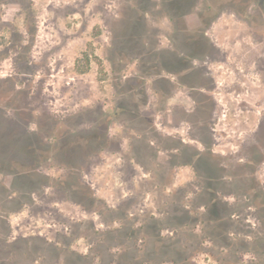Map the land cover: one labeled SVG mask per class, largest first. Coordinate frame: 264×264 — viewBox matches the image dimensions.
<instances>
[{
	"label": "rangeland",
	"instance_id": "rangeland-1",
	"mask_svg": "<svg viewBox=\"0 0 264 264\" xmlns=\"http://www.w3.org/2000/svg\"><path fill=\"white\" fill-rule=\"evenodd\" d=\"M213 15V149L229 152L240 129L246 136L264 118V0H0V211L10 209L17 231L0 241V264H264V164L256 194L216 195L245 215L246 237L206 192L214 162L202 158L203 170L183 158L200 148L194 136L154 163L156 146L147 151L121 122L122 110L138 113L141 57L152 71L154 55L170 50L153 22L172 21L184 48ZM168 138L163 150L179 147ZM135 142L145 147L137 157ZM209 212L224 226L207 229ZM226 232L250 253L223 249Z\"/></svg>",
	"mask_w": 264,
	"mask_h": 264
},
{
	"label": "flooded vegetation",
	"instance_id": "flooded-vegetation-1",
	"mask_svg": "<svg viewBox=\"0 0 264 264\" xmlns=\"http://www.w3.org/2000/svg\"><path fill=\"white\" fill-rule=\"evenodd\" d=\"M197 24L202 27L200 21ZM167 37L169 44H172L170 37ZM207 42L209 45L211 44L209 40ZM174 46L175 38H173V53L168 50L163 51L157 59L154 55L156 68L152 71L148 69L149 66L148 68L147 66L142 67L146 63V60L141 57L137 77L138 94L142 96L137 99L138 113L130 116L128 114L126 119L125 112L122 110L121 122H123V125L127 123L130 133H133V131L137 133V139H140V142L141 139L146 138L145 145L147 151L152 149V146H156L159 158L155 159L154 163L165 161L163 159L166 158H173L168 153L180 152V149L186 147L187 141L190 142L194 136L196 138L195 142L200 145V148L194 146L192 154L190 155L189 152L185 153L183 158L186 161L193 158L191 165H199L198 168L201 169H203L202 158H209L214 162L218 175L209 179L207 183L209 186L206 190L208 195L214 194L213 191H217L215 195L220 197L226 196L228 193H223L220 189L227 190L230 188L242 191H247L249 188L250 192L256 194L254 191L260 188L257 182L259 169L264 164V118L260 117L255 124V128L246 136H241L243 131L240 129L241 131L238 132V141L234 146V151L228 152L222 150L216 152L213 149L216 146L213 142V137L216 136V129L213 128L212 116L215 112V88L217 89L218 87H214L215 81L212 80L211 73L209 72L210 63L215 61L209 56L214 51L213 46L212 48H202L199 50L175 48ZM168 56L172 57L170 63L164 61L163 58ZM162 62H164V65ZM164 72L166 75H164ZM235 87L237 88L236 90H239L240 84L235 85ZM171 88H173V109H169L165 105ZM148 91L153 94L150 98L147 95ZM125 93L123 92V94ZM238 97L239 95L235 97L237 103L240 102ZM151 98L155 101L154 104L150 102ZM130 110L133 112V108ZM114 115L115 113L113 112L109 114L106 122L113 120ZM182 125L185 126L181 130L182 133L166 136L165 128H170L171 126L176 129ZM151 135L155 136L156 139ZM126 136L130 138V136ZM170 136L177 141L179 147L175 149L170 147L169 151L163 150L161 145L172 143V138H168ZM142 146L138 142L133 144L132 151L136 157L138 154H141L144 147ZM166 155L169 156L167 157ZM135 156H133L131 161L138 162L141 167H145L144 162L138 160ZM150 157L153 158V156ZM229 167H233L235 171L229 173ZM233 179L235 183L231 184V180ZM213 181L217 182L212 183ZM232 194H237V192H229V195ZM235 197L245 201L252 199L254 196L248 192H239Z\"/></svg>",
	"mask_w": 264,
	"mask_h": 264
},
{
	"label": "trees",
	"instance_id": "trees-1",
	"mask_svg": "<svg viewBox=\"0 0 264 264\" xmlns=\"http://www.w3.org/2000/svg\"><path fill=\"white\" fill-rule=\"evenodd\" d=\"M175 4H177V3H175ZM215 17L216 16H214V15L211 17V19L209 17H204V18L202 17L200 19V23H201L202 27H200L197 32H194L195 34L197 33L196 39L194 40V41H196V43L195 42L194 43L193 42H191V43L187 42V44H186L187 47H186V45L185 46L182 45V46L185 49L186 48H191V49H194V50H197V49L199 50V49H202V48H210V47L212 48V45L211 44L210 45L208 44L207 38L204 37V32H205L204 30H205V25L206 24H209L210 25V23L215 19ZM162 64L164 65V62H162ZM211 196H212L213 200H216L215 202H218V204H219L218 207H220V204L222 206V203L220 201H222L226 205V207H224L222 209L224 211L228 212V215H224V216L225 217L227 216L226 218H228L229 221H231V222L233 221L236 224H238L239 227H241V230L245 226L249 229V230H246V231H241L240 229H237L238 231H235V232H239L240 234L245 235L246 237H251L252 234H254V232L252 230H250V226L248 224H246L247 223V220H245V219L242 218L243 216L245 217V215H241V212H239L237 210L231 211V208L230 207L232 206V204H228L227 202H224L223 199L221 200L215 194H211ZM238 205H240V204H238ZM210 210H212L211 212L214 211V205H213V208H210ZM218 210H221V209H218ZM211 215H213V214L210 213V212L206 214L205 227L207 229H209L210 224H212V223L215 222V220L212 218L213 216H211ZM233 216L235 217V220H230V219L233 218ZM226 218H223V220H221V221L220 220H217L218 222H215L214 224L216 226H218V227H222L225 224V220H227ZM227 229L229 230V228H227ZM227 229H226V231H228ZM207 232L209 233V231H207ZM227 235L228 234L226 232V236L223 238V242L221 241V243H220V245H221V247L223 249H226V250H233L234 249V251H236V252H240V253H250L248 250L247 251H244V250L241 249V247H238L237 243L233 242L230 238H228ZM208 236L210 237V235H208ZM241 250L244 251V252H242Z\"/></svg>",
	"mask_w": 264,
	"mask_h": 264
},
{
	"label": "crops",
	"instance_id": "crops-1",
	"mask_svg": "<svg viewBox=\"0 0 264 264\" xmlns=\"http://www.w3.org/2000/svg\"><path fill=\"white\" fill-rule=\"evenodd\" d=\"M219 17H216L211 23L210 25H213L214 22L218 19ZM167 21V22H166ZM170 22V23H169ZM156 29L158 30L160 34V36H162V34L167 35L170 37V42H172V44L169 45L170 50L173 52V23L170 20H165L162 19L160 21H156L153 22ZM163 27V28H162ZM165 27V28H164ZM204 37L207 38L209 40L208 34L207 32H205ZM210 41V40H209ZM211 43V41H210ZM163 51H167V50H163ZM164 75H166V73L164 72ZM166 107L169 109H173V88H171L167 99H166V103H165ZM166 135H173L170 132L166 133ZM10 209H3L2 212L0 211V241L3 238V241L7 243H12L13 238H15L14 235H16V230L14 228L13 225L10 226V220H9V213ZM8 221V222H7Z\"/></svg>",
	"mask_w": 264,
	"mask_h": 264
},
{
	"label": "built area",
	"instance_id": "built-area-1",
	"mask_svg": "<svg viewBox=\"0 0 264 264\" xmlns=\"http://www.w3.org/2000/svg\"><path fill=\"white\" fill-rule=\"evenodd\" d=\"M170 234H172V233H170Z\"/></svg>",
	"mask_w": 264,
	"mask_h": 264
}]
</instances>
